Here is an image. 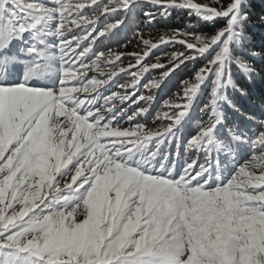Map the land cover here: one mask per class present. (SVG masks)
I'll return each mask as SVG.
<instances>
[{
  "label": "snow or ice",
  "instance_id": "1",
  "mask_svg": "<svg viewBox=\"0 0 264 264\" xmlns=\"http://www.w3.org/2000/svg\"><path fill=\"white\" fill-rule=\"evenodd\" d=\"M253 4L0 0V264H264V109L229 95H249L234 69L264 76V9ZM174 11L213 31L144 38ZM130 27L142 55L96 47ZM164 44L184 51L149 62ZM197 59L153 126L140 122ZM120 73L130 79L113 90ZM194 108L206 119L192 132Z\"/></svg>",
  "mask_w": 264,
  "mask_h": 264
},
{
  "label": "trees",
  "instance_id": "2",
  "mask_svg": "<svg viewBox=\"0 0 264 264\" xmlns=\"http://www.w3.org/2000/svg\"><path fill=\"white\" fill-rule=\"evenodd\" d=\"M201 3H205L206 0H199ZM262 9H264V4L260 2V0H254L253 4V10L256 13H259ZM224 21L219 20L217 21V26L223 25ZM141 28H144L145 25L141 24ZM172 29H184L189 32H197V33H211L213 31L211 25L204 24L203 22H197L195 18L189 17L188 13L186 11H174L172 16H170L167 19H160L158 18L155 22L154 26H148L147 30L145 31V35H149L154 33L157 35L158 33L162 31H168L170 32ZM119 34L122 35V40L126 43L127 38L129 37L127 47H122L117 49V51H120L121 49H129L127 52L130 54V49L134 46L139 45L136 41V39L133 37L132 28L125 30L124 32H120ZM154 37V36H153ZM124 38V39H123ZM191 38V37H189ZM192 39V38H191ZM257 42L259 41L260 37L257 35L256 37ZM131 40V42H129ZM134 42V43H133ZM124 43V44H125ZM103 45L104 42H103ZM121 47V46H120ZM129 47V48H128ZM138 50H141L138 48ZM177 51H184V48L180 44H164L162 47L158 48L156 51L153 52L151 55V59L154 58L153 56H163L165 53H172ZM137 51L136 53L138 54ZM167 56V58H169ZM203 64L202 59H197L195 61L189 62L186 66L182 67V70H178L173 76H171L168 80H166L162 84L161 90L158 92L156 90L154 92L155 96H159V100L156 101L152 107V112H155L157 109L160 108L159 106H156L158 103L161 105L162 101L164 99H167L169 97H173L174 94L181 92L182 85L181 81L185 79H191L194 77L195 70L199 68ZM257 64H259V61H257ZM163 69L153 70L150 72V74H146V78H158L161 74ZM235 72V78L238 81V84L246 89H248L249 95L248 96H241L237 92L233 90H229V95L232 96V98L241 106V108L250 114H255L257 116L260 115V112L262 109H264V76H257L253 80H248L246 77H244L239 72ZM127 79H130L129 75L127 74ZM143 91L147 92V90L143 89ZM142 103V102H141ZM225 111L229 114L232 119H235L234 116H232L231 110L228 108L227 105H224ZM206 119L205 116H203L198 108H194L192 112V128L191 131L194 132L196 129V124ZM191 156L192 154H188Z\"/></svg>",
  "mask_w": 264,
  "mask_h": 264
},
{
  "label": "rangeland",
  "instance_id": "3",
  "mask_svg": "<svg viewBox=\"0 0 264 264\" xmlns=\"http://www.w3.org/2000/svg\"><path fill=\"white\" fill-rule=\"evenodd\" d=\"M197 2H200L199 0H197ZM201 3V2H200ZM161 35H165V36H167V37H172L173 35H174V33L172 32V31H170V32H168V31H162V32H160V33H158L157 35H155L154 33H152V34H149V35H144V38L145 39H151L154 43L155 42H157V38L159 37V36H161ZM154 36V37H153ZM178 39H182L183 37H177ZM137 43H138V41H136ZM188 42H191V43H195V41L193 40V39H191V38H188ZM134 43V42H133ZM163 45H161L160 47H162ZM159 47V48H160ZM129 48V47H128ZM138 48H140L141 50H138ZM158 49V48H157ZM157 49H155V50H153V52L154 51H156ZM99 50H101V51H104L103 50V48H100ZM129 49H127V48H125V49H121L120 51H118V52H123V53H126V54H129V52H127ZM131 51H130V53H136L137 51H141V52H138V54H143V46L142 45H137V46H134V47H132L131 49H130ZM153 52H152V54H153ZM154 58H150V60H149V62H151V63H155L156 62V57L155 56H153ZM159 57H161V59H160V63H162V64H165V65H169L170 63H171V57H169V58H167V56L166 55H163V56H159ZM101 63V65L103 66V61H101L100 62ZM129 63H135V60H133V59H130V57L129 56H127V55H125V57H123L122 58V63L119 65L120 67H124V68H127L128 67V65H129ZM107 70L109 71V69H104V71L105 72H107ZM111 70H116V69H111ZM99 75V76H98ZM88 76L89 77H93V76H95V77H99V79L100 78H102V75H101V73L100 72H98L97 70H93V71H91V72H89L88 73ZM138 119H140V122H142V123H144V121H145V119L144 118H138ZM150 126V125H149Z\"/></svg>",
  "mask_w": 264,
  "mask_h": 264
}]
</instances>
